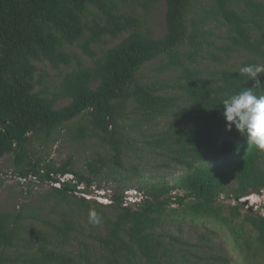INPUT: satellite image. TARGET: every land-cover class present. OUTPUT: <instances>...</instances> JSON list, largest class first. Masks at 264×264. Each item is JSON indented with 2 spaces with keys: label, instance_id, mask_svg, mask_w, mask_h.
<instances>
[{
  "label": "trees",
  "instance_id": "trees-1",
  "mask_svg": "<svg viewBox=\"0 0 264 264\" xmlns=\"http://www.w3.org/2000/svg\"><path fill=\"white\" fill-rule=\"evenodd\" d=\"M250 64L264 65V0H0V162L18 179L0 169V264H264V215L243 201L264 193V151L226 131L221 104L253 87ZM60 141L95 157L58 164ZM145 152L182 173L128 204Z\"/></svg>",
  "mask_w": 264,
  "mask_h": 264
},
{
  "label": "rangeland",
  "instance_id": "rangeland-1",
  "mask_svg": "<svg viewBox=\"0 0 264 264\" xmlns=\"http://www.w3.org/2000/svg\"><path fill=\"white\" fill-rule=\"evenodd\" d=\"M165 7H162V10L157 12L155 17L152 19L150 26L153 29V31L155 32L156 37H161L164 33H165ZM241 60L240 57H236L234 59V62H239ZM95 151H96V147L95 144H91L89 145L88 148L83 149L80 146H71L68 142H64V141H60L59 143H57V145L54 146L53 151H52V158L58 163L61 164L63 162H65L70 156H74L75 161H76V165L77 168L79 169H83L84 168V164L88 159L94 158L95 157ZM138 162H136L135 164H137ZM8 162L7 159L2 160L0 162V169H2V177L5 178L7 180L6 185H15L18 182L17 178H12V176L10 175L9 169H8ZM130 168V167H129ZM134 170H130L128 172H126L125 174V178L126 182L129 186H132V188L128 189L126 191V196L128 197H136L138 194L137 193V187L143 183V182H157V181H161L163 179L170 181L171 183H174L175 180L180 176V174L182 173V169L176 166H171L170 168L165 167L162 162L160 161L159 158H156L154 155H151V153L149 152H145V156H144V160L143 162L140 164L139 166V175H135ZM8 174V176L4 175V174ZM67 178H70L69 176H67ZM101 186L105 189L106 192H109V189H112L114 187H116L117 185L115 184L114 181L107 182L106 179L101 180ZM6 188H2L0 190V203L2 204H7L8 201H10L8 199L9 197V192L6 191ZM22 188L20 187L18 190H21ZM48 189V188H45ZM34 190L37 191L39 190V188L34 187ZM99 190H95V194L93 195L94 197H98L99 195ZM97 193V194H96ZM18 196L15 195V198H17ZM96 200H100L98 198H95ZM34 200V199H32ZM31 200V201H32ZM246 204L247 208L253 209L255 211H260L261 214L264 215V193L261 196H255V197H250V199H244L243 200ZM101 202V201H99ZM13 204H17V202H13ZM18 207V204L17 206ZM203 230H199V232H194L192 231L190 228H186L184 230V235L187 236V238H190L191 242L193 244H197L198 243V236H200L202 234ZM198 235V236H197ZM225 241V238H219L217 239L216 243L219 245L221 243H223ZM212 246V245H209ZM222 248V253H224L227 256L232 257V253H231V249L230 248H226L224 245H221ZM218 250V246L215 247ZM203 251L202 254L204 256V258L208 259L209 256H212L213 253L208 251L207 248L203 247ZM206 264H216L215 262H209Z\"/></svg>",
  "mask_w": 264,
  "mask_h": 264
},
{
  "label": "clouds",
  "instance_id": "clouds-1",
  "mask_svg": "<svg viewBox=\"0 0 264 264\" xmlns=\"http://www.w3.org/2000/svg\"><path fill=\"white\" fill-rule=\"evenodd\" d=\"M241 73L254 81L253 87L242 88L222 100V115L226 121V131H232L233 127L243 137L248 145L255 146L264 151V83L257 77L264 73V65L250 64L243 67ZM253 89H257L254 91ZM99 192L98 199L101 203H108L109 199L103 197ZM126 196V202L130 204L139 203L141 196ZM88 219L90 223L99 224L100 216L95 209H89Z\"/></svg>",
  "mask_w": 264,
  "mask_h": 264
},
{
  "label": "built area",
  "instance_id": "built-area-1",
  "mask_svg": "<svg viewBox=\"0 0 264 264\" xmlns=\"http://www.w3.org/2000/svg\"><path fill=\"white\" fill-rule=\"evenodd\" d=\"M70 178H67V176L62 180V181H64V180H68V179H72L73 177L72 176H69ZM255 196H257V195H254V196H251V197H255ZM246 199H250V197L249 198H246ZM128 204H130V203H128Z\"/></svg>",
  "mask_w": 264,
  "mask_h": 264
}]
</instances>
